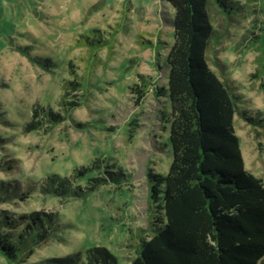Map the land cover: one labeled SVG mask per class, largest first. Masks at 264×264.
<instances>
[{
  "label": "rangeland",
  "instance_id": "1",
  "mask_svg": "<svg viewBox=\"0 0 264 264\" xmlns=\"http://www.w3.org/2000/svg\"><path fill=\"white\" fill-rule=\"evenodd\" d=\"M233 1L230 16L210 4L216 33L209 63L238 96L234 123L245 166L264 180V130L240 114L264 116V0ZM173 15L171 4L157 0H0V162L16 164L0 168V184L29 191L24 201L0 200V212L45 210L59 222L57 234L26 264L95 246L129 264L139 233L150 234L155 211L148 172L168 173L172 160L164 116L170 108L153 92L166 84ZM83 35L96 43L85 44ZM73 79L86 82L84 105L56 126L27 131L34 106L64 112L58 101ZM135 83L147 85L138 102L130 89ZM83 94L69 90L66 99L79 101ZM100 157L124 169L129 181L101 185L79 199L40 191L46 176L70 175ZM0 264H7L1 255Z\"/></svg>",
  "mask_w": 264,
  "mask_h": 264
},
{
  "label": "trees",
  "instance_id": "2",
  "mask_svg": "<svg viewBox=\"0 0 264 264\" xmlns=\"http://www.w3.org/2000/svg\"><path fill=\"white\" fill-rule=\"evenodd\" d=\"M157 1L174 8V41L165 57L166 84L153 92L170 108L163 113L170 124L167 145L172 160L168 173L148 172L155 219L150 234L139 233L136 255L129 264H264V180L245 166L234 123L240 101L208 57L216 33L210 4L214 2L229 16L237 5L233 0ZM82 37L87 45L97 41L92 35ZM261 78L264 86V75ZM146 86L130 87L136 102L145 97ZM69 90L82 91L84 98L67 100ZM64 92L58 101L64 112L34 106L27 131L58 125L89 96L84 79L68 80ZM240 114L256 131L258 126L264 130V116ZM15 167L12 160L0 162L4 171ZM124 171L100 157L70 175L46 176L39 189L61 198H85L101 185L126 184L129 174ZM28 194L27 189L21 192L15 185L0 184V200L18 196L24 201ZM58 227L53 212L19 216L0 212V255L7 264H26L37 247L57 234ZM83 254L85 261L80 259ZM116 257L105 247L95 246L43 264H120Z\"/></svg>",
  "mask_w": 264,
  "mask_h": 264
}]
</instances>
